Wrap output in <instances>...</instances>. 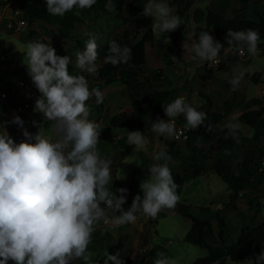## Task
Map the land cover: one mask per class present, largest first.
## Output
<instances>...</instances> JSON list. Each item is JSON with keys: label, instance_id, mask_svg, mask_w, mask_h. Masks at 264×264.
Here are the masks:
<instances>
[{"label": "clouds", "instance_id": "1", "mask_svg": "<svg viewBox=\"0 0 264 264\" xmlns=\"http://www.w3.org/2000/svg\"><path fill=\"white\" fill-rule=\"evenodd\" d=\"M45 2L50 15L63 17L74 8H91L96 0ZM173 12L166 0H147L143 5V15L154 18L151 27L157 37L180 27L181 18ZM197 35L198 40L192 43L184 40L181 47L186 53H194L193 60L209 62V67L218 64L223 45L208 31L202 30ZM226 38L234 53L236 49L243 54L246 48L253 57L259 54L261 38L257 30L228 29ZM84 43L85 50L76 52V67L94 74L98 56L96 38ZM164 43H170V38ZM22 52L26 53L24 62L28 75L40 93L33 111L42 113L51 122L53 138L46 136L43 126L35 120L31 122L39 128L35 134L27 130L19 115L0 121V264L9 261L14 264H74L76 261L93 264V253L89 251L92 234L101 221L107 220L108 212L120 213L115 215V224L121 226L136 223L138 213L155 219L161 211L174 209L180 202L179 185L169 167L172 157L163 149L156 153L154 160L163 163L149 167V177L139 184L143 196L136 194L131 206L124 210L122 206L129 189H116L119 196L111 190L112 160L100 154L98 144L102 129L99 123L89 119L91 110L86 103L95 96L96 105L102 104V92L98 88L90 90L85 76L70 75V58L58 55L51 41H29ZM131 59L132 49L112 40L103 64L116 67ZM243 77V71L234 74L229 81L233 90ZM163 110L169 120L157 117L151 132L165 138H175L176 123H181L176 118L181 115L186 121L184 126L190 129L198 128L207 118L206 113L187 104L184 97L163 104ZM8 124L17 125L25 139L16 143L6 131ZM225 128V139L239 142L240 125L229 122ZM206 130L211 131L210 127ZM125 131L128 144L134 145L137 153L145 148L148 140L141 131ZM132 158L138 160L137 156ZM105 257L104 264H125L120 251L106 252ZM255 260L256 264H264V250ZM154 264H177V261L158 252Z\"/></svg>", "mask_w": 264, "mask_h": 264}, {"label": "rangeland", "instance_id": "2", "mask_svg": "<svg viewBox=\"0 0 264 264\" xmlns=\"http://www.w3.org/2000/svg\"><path fill=\"white\" fill-rule=\"evenodd\" d=\"M2 1L3 4H0V82L7 83L10 92L7 99L0 100V103L5 106L1 110L0 121L11 120L13 114L19 115L25 121L27 130L35 134L39 130L31 123L35 120L43 126L45 135L53 138L50 131L51 122L44 118L42 113L33 111L35 101L30 106L29 115L17 113L13 109V103L15 104L16 101L26 96L19 88L14 87V79L17 76H22L19 66L27 67L24 62L26 53L22 52L24 51V45L29 41L39 40L44 43L51 41V46L55 48L58 55H67L70 58L69 71L71 73L81 71L76 67V52L78 50L84 51L85 47H68L59 38H54L51 27L42 22L29 23L23 30L15 31L13 21H15L14 18L19 17L20 13L16 3L17 0ZM166 2L173 8V14L178 15L182 21L180 27L173 32L157 37L151 27L154 18L144 16L143 11L134 15L130 20L129 30L133 42L137 41L142 35L147 38L151 35V41L146 40L145 43L146 65L142 70L147 73L150 67H160L163 69L162 74L165 75L158 81L150 80V86H147L143 93H140V96L146 97L152 87H172L174 95L171 102L177 97H184L187 104L195 107L198 111L206 113L207 116L212 111H217L225 112V118L216 123L210 122L206 118L201 128H198V131L187 137L190 146L204 152L206 158L203 160L202 172L190 177L182 184L179 193L181 200L176 207L161 211L153 219L156 220L153 224L148 222L150 218H145L138 213L136 223L117 226L115 217L107 215V220L101 221L97 230L92 234V242L89 245V251L93 253L92 259L104 257L107 245L121 239L126 244V254L136 259L137 264H143L142 260H145L142 259L143 256L149 255L152 251H155L154 258H157L158 251L155 246L164 249L163 253L166 257L176 260L177 264H191L194 258L205 255L206 251L203 247L183 240L184 233L189 227V219L177 210L180 203L186 204L187 210L192 214L209 216L218 211L227 221L230 236L233 238L236 237L235 235L239 231L240 220L264 221V185H262V193H254L257 195L258 208L251 207L250 209L245 201L243 194L249 190V187L238 191L237 197L230 201L228 195L230 190L227 184L210 168L209 157L211 153L206 151L209 144L214 142L219 130L229 122L238 123L240 125L239 130L244 136L243 140L235 143L231 148L232 153H234L233 161L240 159L242 156L255 155L259 147L264 151V133L254 137V126H248L236 118L239 112L247 107L255 108L258 105L246 106L240 104L233 108L236 104H231V108H226L227 106L223 102L224 98H228L231 93L239 91L245 97H258L257 91H259V88L255 82L261 76H264L263 43H259V54L257 56H251L245 48L246 56L243 59L236 57V60L230 62L226 61L228 56L236 55L232 47H224L218 55L221 61L213 67H209V62L199 61L198 59L193 60L190 52L186 53L181 45L184 40H188L189 43L194 42L195 34L202 30L208 31L212 35L211 29L205 26L203 20L196 23L192 19L194 8L204 9L210 0H179L177 2L166 0ZM139 3L145 4L147 0H139ZM123 4L124 0H96L91 8L79 9L82 14V23L76 24V27L81 30L83 39L96 38L98 56L94 63L97 66L103 60L100 47L108 39L120 35ZM225 5V11L229 12L230 7L235 6V2L234 0H225ZM237 5L244 8L249 17H256L257 19H259V16L264 17V0H238ZM8 23L11 24L10 27ZM167 37L170 38V43L165 44L164 40ZM167 59L168 61H166ZM222 61L224 62L222 63ZM220 63H225V68L220 69ZM241 71L244 72V77L238 88L233 90V85L229 81L234 74L238 75ZM27 83L29 90L36 94L38 90L33 83ZM98 89L103 94V103L96 105L95 96L86 103L91 110L89 119L99 123L102 127L107 123L108 117L128 105L129 100L127 88L121 80L117 79L115 82L103 85ZM261 105L264 106V102ZM157 117L166 122L169 120V117L165 116L164 113L156 114L151 120L142 124V129L138 131L144 134L148 143L138 153L134 145L128 144L125 130H113L112 136L107 139L100 135L101 142L98 144V149L102 157L112 160L111 174L113 181L118 180L125 183L133 197L136 194L143 196L139 184L144 180L135 174L134 169L136 167H150L154 163H163L162 160L156 161L153 157L161 149L166 150L165 139H172L151 132L152 123ZM262 119H264V112ZM176 120H178V117ZM7 126L10 129L6 128V131L13 140L12 131H10L12 128L22 135V130L17 125L8 124ZM207 127H210L211 131H207ZM256 127L263 131L264 121L257 124ZM173 139L175 151L168 153L172 157L169 167L179 171V155L186 153L188 146L185 145V139ZM124 145L127 147H124ZM134 156H137L138 160H133L132 157ZM203 206H207V210L201 209ZM212 227L213 231L216 230L214 220H212ZM222 241L224 240L219 242ZM151 248L153 250L148 252ZM8 264H14V262L9 261ZM74 264H83V262L76 261ZM224 264H256V260L255 258L247 261H231L228 259Z\"/></svg>", "mask_w": 264, "mask_h": 264}, {"label": "trees", "instance_id": "3", "mask_svg": "<svg viewBox=\"0 0 264 264\" xmlns=\"http://www.w3.org/2000/svg\"><path fill=\"white\" fill-rule=\"evenodd\" d=\"M179 1V0H174ZM235 6L230 7V11H225V0H210L206 8L195 7L192 12V19L198 23L201 20L204 21L205 26L210 28L212 36L224 47H229L227 44L226 34L228 29L233 31H246L248 29L257 30L260 35V42L264 46V17H249L244 8L237 5L238 0H234ZM17 6L20 9L19 18L25 20L27 24L42 22L49 25L52 29L54 38H59L68 47L77 46L85 47V39L82 37V32L76 27V24L82 23V14L79 8H74L72 11L65 13L63 17L52 16L46 11L45 0H17ZM0 4L3 1L0 0ZM143 5L139 0H124L123 11L121 15L122 30L120 35L114 36L103 43L100 47V53L103 56L102 62L97 66V71L94 74H89L86 71H77L70 75H83L88 81L89 89L99 88L103 85H108L115 82L117 79L127 88V97L129 104L125 105L120 111L113 113L108 117L107 123L101 127V136L104 138H110L113 130H127L128 132L137 131L142 129V124L151 120L156 114H163V104L170 103L174 89L172 87L161 88L160 86L152 87L147 96H140L143 90L150 86V80H160L165 75L162 74V68L150 67L147 73H144L142 68L146 65L145 58V43L146 40L151 41V35L148 38L142 35L137 41L133 42V37L129 30L131 18L143 11ZM198 33L195 34L194 40H198ZM116 41L121 47L127 46L132 49V59L127 64H120L113 67L110 64H103L105 57L109 53V41ZM258 43V46H259ZM222 48V49H223ZM221 49V51H222ZM220 51V52H221ZM259 51V49H258ZM264 51V50H263ZM191 56L194 53L190 52ZM236 60V56L227 58V62ZM168 61V59L166 60ZM221 61V60H219ZM224 61H222L223 63ZM220 69L225 68L224 64H219ZM20 77L32 83L31 78L28 75L27 67L20 65ZM251 77V76H250ZM252 80H254L252 78ZM7 83L0 82V89H8ZM9 93V92H8ZM6 96L4 99H7ZM235 97H238L236 103L245 104L250 106L257 104L255 108H249L242 110L236 116V118L245 123L248 126H254L253 136L257 137L259 134L264 133V130L258 129L257 124H261L262 114L264 112V106L261 105V100L257 96H250L245 98L243 93L235 92L231 93L224 101L228 108H231L230 103L233 102ZM4 104L0 103V118L1 110L4 108ZM225 118V112L212 111L207 120L216 123L222 121ZM178 120L185 124L184 116L178 117ZM201 128V125L198 127ZM196 129L187 130V136L185 138V145L188 146L186 153L179 155L180 169H171L175 182L179 185L177 189L180 193L182 184L190 177L202 172V166L206 154L198 149H194L190 146L188 136L198 131ZM7 129H10L7 126ZM12 137L16 143L21 142L25 138L19 132L12 128ZM227 129L223 126L213 143L209 144L207 148L210 151L209 165L212 171H214L224 181L229 188V200L233 201L237 197L238 191L249 187V190L243 194L245 201L249 208H258L256 201L257 192L262 193L264 185V167L257 168V160L263 152L262 148L255 155L242 156L240 159L233 161L232 158V146L237 143L232 138L225 139V133ZM239 141L244 139L242 132H238ZM166 152H174V139H165ZM124 147H127L124 145ZM229 154H225V153ZM135 174L140 178L149 177V167H136L134 169ZM127 188L125 183H121L118 180L110 183V188L113 193L119 196L116 191L118 188ZM128 189V188H127ZM133 195L130 193L127 196L126 203L122 206L124 210H127L132 203ZM103 206V205H102ZM178 211L189 219V227L185 231L183 240L192 244H196L203 247L206 251L205 255L196 257L191 264H223L226 260L231 261H247L254 259L262 250H264V221L263 220H241L239 231L233 241L229 240L228 224L225 218L218 213L214 212L212 215L201 216L198 214H192L187 210V205L180 203L177 207ZM207 209V206L201 207V209ZM109 216L115 217L120 215L119 212L115 214L108 212ZM212 220L215 221L216 233L214 234L212 227ZM149 223H155L156 220L152 218L148 219ZM220 240H224L219 242ZM126 244L124 241L117 240L115 243L109 244L106 247L108 254H115L120 251L121 258L125 260V264H137L136 259L129 257L126 252ZM153 249H150L152 251ZM155 251H152L148 256L147 262L154 263ZM106 257L93 258V264H104Z\"/></svg>", "mask_w": 264, "mask_h": 264}, {"label": "built area", "instance_id": "4", "mask_svg": "<svg viewBox=\"0 0 264 264\" xmlns=\"http://www.w3.org/2000/svg\"><path fill=\"white\" fill-rule=\"evenodd\" d=\"M15 21H13L14 27L13 29L15 31L17 30H23L25 26L27 25L25 20L20 19L18 16L17 18H14ZM10 23H8V26L10 27ZM235 54L237 55L238 58L243 59L246 54L245 50L244 53L241 54L240 51L235 49ZM217 60L219 61V57H217ZM9 87V86H8ZM14 87L19 88L23 93H25V97H23L21 100L16 101V103L13 107L14 111L17 113L29 115L30 113V106H32V103L35 101V99L40 95L39 92L36 94L31 92L29 90V85L27 81L24 79V77H18L14 79ZM8 92H10L9 88L8 89H0V100L4 99L6 96H8ZM183 123H176L177 127V135L175 138H185L187 129ZM264 167V152H262L261 157L258 161V170Z\"/></svg>", "mask_w": 264, "mask_h": 264}, {"label": "crops", "instance_id": "5", "mask_svg": "<svg viewBox=\"0 0 264 264\" xmlns=\"http://www.w3.org/2000/svg\"><path fill=\"white\" fill-rule=\"evenodd\" d=\"M229 57V56H228ZM209 69H211V68H209ZM237 71H239V70H237ZM255 84H257L258 85V88H259V91H257L258 92V97L260 98L261 97V104H262V102H264V76H261V78L258 80V81H256L255 82ZM239 92H241V91H239ZM250 97V96H249ZM245 98H248V97H245ZM226 98H224V100H225ZM237 99H238V97H235V100L233 101V102H231L230 103V105L231 104H236L233 108H235L236 106H238V105H240V104H238V103H236V101H237ZM223 100V102H224V104L226 105V103H225V101ZM257 105V104H256ZM226 108H228V107H226ZM232 108V109H233ZM231 109V110H232ZM229 195V194H228ZM203 210H207V209H203ZM201 216H205V215H201ZM226 221V220H225ZM227 222V221H226ZM240 222H241V220H240ZM240 222H239V224H240ZM216 233V230H214V234ZM228 234H229V240H226L227 242H231V241H233L235 238H233V237H231L230 235V233H229V230H228ZM235 236H237V235H235ZM219 241H221L220 239H219ZM156 247V249H157V251L159 252L160 250H161V252H163V251H165L164 249H162L161 247H157V246H155ZM141 249V248H140ZM148 255H145V256H143V258L142 259H145V260H142L143 261V264H149L150 262H147V260H148ZM141 261V262H142ZM140 262V263H141ZM225 263V262H224ZM223 263V264H224ZM151 264H154V263H151Z\"/></svg>", "mask_w": 264, "mask_h": 264}]
</instances>
